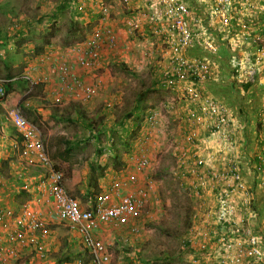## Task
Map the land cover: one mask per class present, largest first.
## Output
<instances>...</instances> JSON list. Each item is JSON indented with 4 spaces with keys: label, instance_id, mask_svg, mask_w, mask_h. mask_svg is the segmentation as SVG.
<instances>
[{
    "label": "built area",
    "instance_id": "built-area-1",
    "mask_svg": "<svg viewBox=\"0 0 264 264\" xmlns=\"http://www.w3.org/2000/svg\"><path fill=\"white\" fill-rule=\"evenodd\" d=\"M75 4L79 14L87 13L90 5L98 13L94 16L97 19L91 20L98 25L82 42L84 57L79 60L81 66L94 69L100 63L103 48L113 47L117 42L109 24L110 8L105 0H76ZM148 4V19L157 32L163 33L167 46V56L159 66L163 87L175 91L181 86V95L176 101L193 106L203 116L210 135L205 142L214 141L236 150L217 166V154L223 149L211 147L212 152L198 155L194 150L196 134L187 138L190 149L179 148L176 164L181 180L187 181L190 191L200 198L207 190L214 196L208 199V209L201 211L200 227L191 230L194 238L185 240L191 264H264V177L260 176L264 156L255 158L246 151L237 153L236 139L225 131L235 121L231 109L220 99L201 92V86L210 79V64L220 47L226 48L229 67L235 73L251 79L261 73L264 39L251 35L256 24L250 25L242 17L243 13L256 9L254 4L258 3L256 0H148ZM198 8L202 10L201 15L196 13ZM259 9L262 12L264 7ZM88 23L91 22H86L84 28ZM131 26L138 28L136 23ZM192 46L200 50L199 56H188ZM53 70L61 94L76 100H88L94 95L96 86L82 82L72 73V67L61 65ZM5 97L4 82L0 80V100ZM174 102L169 103L171 109ZM191 112L188 109L186 122L193 123L200 117ZM145 118L149 137L156 132L159 120L153 114ZM6 120L19 139L12 145L9 172L22 177L25 166L44 170L34 184L43 193V203L52 204L57 220L66 225L85 250L86 262L74 258L63 264H113L111 253L99 234L107 225L128 228L131 235L139 232L137 221L145 215L149 194L146 188L136 190L135 184L137 175L151 167L150 158L141 154L134 171L128 172L124 180H113L108 191L97 194L91 205L82 209L65 188L63 174L48 154L38 126L17 108L7 113ZM220 184L225 186V191L221 192ZM33 202H23L17 211L0 208V264L20 259V249L27 247L36 252V258L48 259L47 240H51L53 233Z\"/></svg>",
    "mask_w": 264,
    "mask_h": 264
},
{
    "label": "rangeland",
    "instance_id": "rangeland-1",
    "mask_svg": "<svg viewBox=\"0 0 264 264\" xmlns=\"http://www.w3.org/2000/svg\"><path fill=\"white\" fill-rule=\"evenodd\" d=\"M25 1L28 4L30 1L33 3L35 14L42 9L47 13L51 12L48 18L42 17L40 22L36 20L37 15L34 16L35 24L40 26L38 29L34 25V40H38L43 32L46 34L50 32L53 22H55L53 25H56H54V34L59 40H65V42H69L71 37L72 40L81 42L83 38L90 36L98 25L96 21L88 23L84 28L86 26V22L83 21L84 17L81 16L82 22L77 20L79 16L74 9L75 1H69L67 5H63L64 0H0V13H5V18L0 15V27L1 24L7 26L14 21H20L21 18L18 15L11 20L9 18L16 15L15 8L18 10L21 6H25ZM105 1L108 3L111 13L110 23H108L113 29L115 27L114 34L117 42L113 47L103 48L100 56L101 63L89 75L92 77L91 85L96 86L95 89L101 92H99V98L95 100L92 107H86V111L78 114L82 116V120L86 121V124L93 122L95 129H100L103 118L109 120L108 122L120 121L128 111H133L135 104H138L140 109L145 108L146 111L148 108L156 106L161 122L152 136L146 135V127L143 126L139 137L125 138L124 142H120L115 137L114 150L106 145L112 152L102 158L104 159L102 166L107 164L112 174L109 173L107 179L103 181L105 188L99 187L97 184L96 187L92 186L91 190L94 195L108 191L112 180H124L128 172L134 171L135 163L141 154H145L149 158L152 157V160L150 159L152 165L137 175L135 184L136 190L146 188L149 194L145 215L137 221L139 232L131 235L128 228L107 225L103 228L100 239L111 253L113 264H191L190 254L185 248L184 242L188 238H194L191 230L200 227L203 213L199 205L201 200H196L197 195L184 187L181 176L177 173L176 155L172 151L175 148V144H172L176 140L181 142L182 132L185 128L183 121L185 120L181 114L175 116L176 111H179L180 108V106L176 107V104L179 105L180 102L176 101L171 109L170 102L165 101L168 90L163 87L162 80L159 81V66L164 63L161 54L165 53L167 49L166 45H160L162 41L164 43L163 37H161L163 33L157 32L154 24L149 21L148 10L145 11L146 7L142 8L144 1L129 0L127 3H124L123 0ZM256 1L258 3L254 4L256 9L249 10L248 14L243 13L242 17L248 24L255 23L260 26L262 22L259 8L264 7L261 5L264 4V0ZM53 10H57L55 14H52ZM133 23L138 25L137 29L131 26ZM253 32L251 31V33ZM0 36H4L1 29ZM0 50L4 51V54H1L3 66L11 68L13 63L20 62L21 52L9 50L7 42L0 44ZM222 54L224 55L225 52L223 51ZM29 88V84H25L22 89L23 93L27 92L28 94ZM9 95L12 96V94ZM171 100L174 98L172 97ZM3 101L5 100L0 101V107H2ZM51 113L56 114V111ZM0 115L2 114L0 113ZM133 122H135L134 115L126 121V129L130 132L134 125ZM67 123L65 125L54 122L52 127L42 131L50 157L52 153L50 145L55 136L61 134L62 131L70 132L77 128L71 123ZM83 129L86 130V126ZM119 131L118 134H124L121 129ZM157 134L165 141L164 149L155 150L158 142L157 138L155 137L154 140L153 137ZM99 138L102 142L97 145L100 147L104 144L103 138L105 137L103 135ZM97 145L89 142L79 148L77 146V155L87 160L94 154V151L98 152ZM56 166L64 173L65 178L70 176L71 168H78L77 163H74V166L71 164V168L61 163ZM32 170L29 169L28 172ZM64 184L66 186V182ZM69 194L73 196L70 191ZM25 201H28L27 198L21 195L17 199L19 204L16 206L19 208ZM37 201L34 200L33 206L38 210L40 203ZM56 226L57 224L54 223L48 225L49 229L55 233V239L48 247L47 260L28 255V250L20 249L21 258L11 260L8 264H57L55 258L59 256V252L64 246L68 230L65 226H61L60 229L54 228ZM67 243H69L68 246L71 245L72 249L81 246L77 238H72L71 242L67 241Z\"/></svg>",
    "mask_w": 264,
    "mask_h": 264
},
{
    "label": "crops",
    "instance_id": "crops-1",
    "mask_svg": "<svg viewBox=\"0 0 264 264\" xmlns=\"http://www.w3.org/2000/svg\"><path fill=\"white\" fill-rule=\"evenodd\" d=\"M141 1H144L142 8L146 7L145 11H147L149 7L148 0ZM33 6L34 5L31 1L29 4L25 1V6H21L18 10L17 8L14 10L13 8V10L16 11V15L9 19L11 20L18 15L21 18H19L20 21L17 20L11 24L8 23L9 25L7 26H5V24H1L0 27V29L4 32V36H0V44L7 42V47L9 50H17L21 52L20 62L13 63L11 68H7L1 64V54H4V51L0 50V80L4 82V88L6 90L5 101H3L2 107H0V113L2 114L0 115V208H7L12 211H17L18 206L16 205L19 204L17 199L21 195H24L27 200L31 201H37V199H39L37 201L40 203L38 210L40 212L42 221L47 225L50 223L57 224V226L54 228L60 229L61 226L66 227V225L60 223L57 220L52 204H43V193H40L34 185L44 170L25 166L24 163H19L20 166H25L22 171V177H16L8 170V166L13 160L12 145L19 139L13 126L6 120L7 113L16 108H25L29 111L28 118L38 126L41 134L44 129L48 130L50 127H52L54 122L65 125H67V122H69L72 124V126L77 127L75 130L70 132L62 131L61 134H57L58 136H64L71 141V147L73 149L71 161L69 163L60 161L56 162L55 159L54 161L58 165L61 163L63 165H68L69 167L71 164L74 166V163H77L78 168L74 169L70 167V176L67 178H65L64 173L62 171L61 172L63 174L64 182H66V186L64 184L65 188L67 187V191L69 190L72 193L74 198L79 202L82 209L89 207L91 202L94 200L92 193L90 194V180L92 174L91 167L94 165L93 167L96 173L94 175L95 177L98 176L96 164H98V161L100 162L99 164H102V161H104L102 158L105 155L108 156V154H111L110 149L107 148L111 142V139L109 136H104V144L100 147L107 146L104 148L105 150H102L101 154L94 151V154H92L90 158H87V160H84L82 156L77 155V146L79 148L85 143L91 142L94 145H97V143L102 142L100 141V138L97 139V136L100 133L94 132L96 138L93 139V137H91L90 130L88 128H86V130L83 129L84 126H86V121H83L82 116H79L78 114L82 111H86V107H92L95 100L99 98L101 92L95 89L94 95L88 100H76L68 94H61L59 92V84L57 82L56 75L53 73V69L61 65H68V67H72V73L75 76H77L85 84H91L92 77L89 75L93 69L85 68L79 63V60L84 57V47L82 42L85 39L83 38L81 42H76L75 40H72L71 37L69 42H65V40H59V38L56 37V34H54V36L50 39V42L46 43V40L42 39L43 36L46 35V33L43 32L42 36L38 37V40H34V25L38 29L40 27L37 25V23L35 24L34 16L37 15L36 20L40 22L42 17L48 18L49 15H51V12L47 13L44 9H42L38 12L39 14H35ZM94 9L95 8L92 5L89 8V11L85 14H79L76 10V14L79 16L77 17V20L82 22L81 18L84 17L86 20L83 18V21H89L92 23L93 21L91 20H95L94 14H98L96 11H94ZM56 11L57 10H53L52 14H55ZM196 13L201 15L202 10L198 8ZM24 14L25 16L23 17ZM0 15L5 18V13H0ZM195 15L198 17V14ZM164 27L166 28L167 26L165 25ZM260 31L262 32L260 37L264 39V33L261 29L254 31L251 33V35H255V32L260 33ZM160 45L166 44H164L162 41ZM36 48H40V53H35ZM223 51L225 52L224 55L222 54ZM165 53L161 54L162 58L167 56ZM226 53V48H219L216 59L212 60L210 64V79L201 86V92L220 99L223 104L227 105L231 109L230 111L235 117V121L233 124L226 127L225 131L230 137H234L236 139V144L239 146L237 153L239 154L243 151H246L252 154L255 158L262 157L264 156V119L263 114L260 115L259 110L262 107V103L264 101V67L261 66V73L259 72L255 78H247L246 75V77H244L241 74L235 73L229 67V62L227 60L228 53ZM187 54L188 56H199L201 52L196 46H192L188 49ZM158 77L159 81L160 79L162 80L160 75ZM24 81H26V83H24ZM17 82L19 83L16 84ZM25 84H29L30 88L27 90L29 93L32 91L30 94H27V92L23 93L22 89L24 88ZM9 94H12V96L10 97ZM180 95L181 86H179V88L175 91L168 90L166 92L165 101H175V104L176 97H179ZM172 97L174 100H171ZM187 105L188 104L182 101L179 105L176 104V107L180 106V108L179 111H176L175 116H179L181 114V117H183L184 120V117L188 114L187 112L189 109L190 112L192 110L191 113H197V116L199 114L200 117H197L196 120H193V123H185V121H183V124L185 125V128L182 132L183 137L181 138V142L180 140H176V142L172 144H175V148L172 150L173 153L177 156L179 153V148L183 147L187 150L190 149L187 138L192 134H196L197 144L195 145L194 150L196 149L198 155H207L208 153L212 152L211 147L213 150L217 147H220L221 150L223 149L221 154H217L218 159L216 160L215 165L219 166L225 157H231L236 153V150H233L231 147V149H228L227 145H221L220 143L214 141H211V143L205 142L206 138L210 139V135L207 134L208 131L206 130L205 119L200 114V112H197L196 108L193 106L189 107ZM52 111H56V114L51 113ZM145 114L146 117L153 114L158 118L159 122H161L159 110L156 108V106L151 109L148 108ZM262 119L263 123L259 127L258 122ZM108 121L109 120L107 119L103 121L104 123L102 128H107L109 130L112 128V122ZM57 135L52 140V144L50 145L52 152L54 151L53 142H55L58 138ZM102 136L103 135H100V137ZM155 137L157 138L156 141L158 142V146H156L155 150L159 148L164 149L165 144L163 145V143L165 141L162 140L161 136L158 134L155 135L153 139ZM207 143H210L211 146H206ZM97 147L100 149L98 145ZM150 159L152 160V157H150ZM105 166L106 167L103 173L104 175L102 177H97L96 179L97 185L103 188H105V186H103V181L107 179L109 173L112 174L110 167H107V164ZM260 166L262 168L260 171V176L264 177V163L260 164ZM29 169L33 170L28 172ZM251 176L252 175H250V177ZM112 182L113 180L111 183ZM183 184L185 188L190 190V185H188L187 181H184ZM25 187L27 189H25ZM220 187L221 192L225 191V186L223 184H220ZM203 195L204 196L202 198L197 196L196 200H201L199 204L200 210L206 211V209H208V199L211 200L214 198V196L209 190H207V193L205 192ZM209 196L211 198H208ZM52 233L53 237L50 238L51 240H47L48 247L52 243L53 239H55V233ZM102 233L99 234V237H101ZM67 234V240L68 242H71V239L74 237L69 231ZM22 249L24 250L25 248ZM46 249L49 251V248ZM26 250L29 251L28 255L31 254L32 256H36V252H34L32 248L27 247Z\"/></svg>",
    "mask_w": 264,
    "mask_h": 264
},
{
    "label": "trees",
    "instance_id": "trees-1",
    "mask_svg": "<svg viewBox=\"0 0 264 264\" xmlns=\"http://www.w3.org/2000/svg\"><path fill=\"white\" fill-rule=\"evenodd\" d=\"M64 1L65 2L62 3V4L63 5H67V3L69 1H76V0H64ZM75 5H74V8H75ZM76 10L77 9L75 8V11ZM53 23H55V22H53ZM53 23L51 24L52 28H51L50 32H48L45 36H43V39L46 40V43H49L50 39L54 36V32H55L54 25L55 24L53 25ZM260 35H262L261 31H260V33L255 32V35H253V36L260 37ZM40 51H41L40 48L39 49L36 48L35 53L38 54V53H40ZM24 83H26V81H24ZM33 88H34V86H33ZM5 93H6V90H5ZM7 93H8V91H7ZM5 98L3 100H5ZM0 101H2V100H0ZM19 110L21 111L23 116L30 121V119L28 118L29 117V111L26 110L25 108H20ZM259 111H260V115L263 114V119H264V101H263L262 107L260 108ZM145 113H146V109L145 108L140 109V106L138 104H135L133 106V111H128V113L125 115V117L122 120L112 122L114 128L112 126V128L110 130L107 129V128H102V125H103L104 122H102V124L100 126L101 127L100 129H95V127L93 126V124H94L93 122H91L89 124L87 123L86 124V128H88L90 130V134H91V137H93V139L96 138L95 135H94V132H98V133L104 135L105 137L109 136V138L111 139V142L109 143L108 146L111 147L114 150L115 137L120 142H124L125 138L126 139H131L133 137H139V135L143 131V126L146 127V124L144 123V121L146 119L145 118L146 117ZM132 115L135 116V122H133L134 125L132 126V130L133 129L134 130L133 131L131 130V132H130V131H128V129H126V127H127L126 126V121L128 119H130V117ZM104 119L105 118H103V121H105ZM263 119L258 122V126L259 127L262 125ZM120 129L122 131H124L123 132L124 134H118V133H120V131H119ZM100 134H98L97 139H99ZM53 146H54V151L51 154V157L53 159H55L56 161L67 162V163H69L71 161L72 156H73V149L71 147V141L70 140H68L65 137L60 136V137H58L56 139V141L54 142ZM126 146H128V145H126ZM104 148H105V146L104 147H100V149H98V153L101 154L102 150H105ZM110 151L112 152V150H110ZM97 158H99V157H97ZM93 166L91 167L92 174H91V180H90V183H91L90 188H92V186L96 187V184H97V180L96 179H97V177H102L104 175L103 173H104V169L106 167L105 165L102 166V164H99V163L96 164V170L98 172V176L95 177L94 174H96V173H95V169H94ZM91 193H92L93 198L97 195V194L93 195V191L91 192V190H90V194ZM67 236H68V234H67ZM67 236L65 237L64 246L61 248V250L59 252V256L58 257L56 256V258H55L56 262H58L59 264H63V263H66V262H71L74 258H81L84 262H86V256H85L84 248L82 246H77L75 249H72L71 245L68 246L69 243H67V241H68L67 240ZM184 245H187V243L184 242Z\"/></svg>",
    "mask_w": 264,
    "mask_h": 264
},
{
    "label": "clouds",
    "instance_id": "clouds-1",
    "mask_svg": "<svg viewBox=\"0 0 264 264\" xmlns=\"http://www.w3.org/2000/svg\"><path fill=\"white\" fill-rule=\"evenodd\" d=\"M261 5H263L264 6V4H261ZM259 14H260V18H261V22H262V25H260V26H258L257 24H256V28H254V31H256V30H258V29H261L262 31H263V33H264V28H262L263 27V24H264V10L262 11V12H259ZM254 35V34H253ZM160 75V74H159ZM160 77H161V75H160ZM162 78V77H161ZM53 159V158H52ZM54 160V159H53ZM57 264H59L58 262H57Z\"/></svg>",
    "mask_w": 264,
    "mask_h": 264
}]
</instances>
